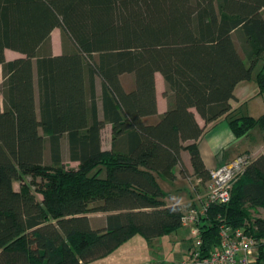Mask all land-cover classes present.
Returning <instances> with one entry per match:
<instances>
[{"label":"trees","instance_id":"16d2710c","mask_svg":"<svg viewBox=\"0 0 264 264\" xmlns=\"http://www.w3.org/2000/svg\"><path fill=\"white\" fill-rule=\"evenodd\" d=\"M263 9L264 0H0V264H85L136 234L149 241L181 228L185 210L165 202L157 176L173 180L178 167L187 177L186 150L205 185L197 140L222 115L236 136L258 126L264 139V113L229 115L235 86L259 62L264 92ZM6 48L21 56L7 60ZM157 71L168 106L149 122ZM106 123L110 149L101 147ZM63 136L76 166L64 161ZM252 207L264 208V153L198 221L203 255L218 245L220 224L244 226L258 239L254 264H264V218H251ZM92 212L107 213L102 226Z\"/></svg>","mask_w":264,"mask_h":264},{"label":"crops","instance_id":"0c3cea01","mask_svg":"<svg viewBox=\"0 0 264 264\" xmlns=\"http://www.w3.org/2000/svg\"><path fill=\"white\" fill-rule=\"evenodd\" d=\"M56 29L57 28H54L51 34ZM51 51L52 54H59L61 53V48H59L58 46H51ZM4 54L7 60L21 56L20 53H16L8 48L4 50ZM255 74L252 73V77L250 79L242 80L238 82L235 86L234 98L230 100L231 111L229 115L239 116L247 114L256 118L262 113H264V92H258V85L255 81ZM121 79L123 87L125 89H130L133 79L132 74L123 75ZM2 80V67L0 65V83ZM154 81L157 112L155 113V115L146 118V120L149 122L158 119L159 116L167 109L168 106L167 98L164 95L166 85L164 78L160 72L157 71L154 73ZM95 100L98 115L99 117H102L101 83L99 78L96 79ZM1 108L2 96L0 95V109ZM196 118L200 125H204V121L197 114ZM254 128L250 129L243 135L236 136L229 127L228 115H222L218 117L214 122L207 124L203 134L197 140L199 153L201 155L205 167L211 171L217 168L219 165L231 161L238 154L243 153L247 154L251 158H254L260 153H264L263 132L259 127L258 128L260 129V132L254 131ZM111 129L112 125L110 123H106L101 129V147L103 149L111 148ZM61 149L62 154H65L64 158L65 156L67 157V144L65 136H63V138L61 139ZM47 150L48 148L45 145V156L48 155ZM181 156L189 175L187 177H183L182 175H180L177 167L175 169L176 177L175 179L170 181L172 183H179L180 185L182 184V180L187 181L188 193H186L185 187L184 189L182 188V185H179L178 187L173 185L172 188L174 189V192L172 193L171 197H168L167 192L164 190V200L167 204H179L183 206L185 211H187L192 206L198 205L196 203L198 201L197 199H204L209 181L206 182L205 185H201L199 183V179L195 178L192 173V166L189 159V153L184 150L182 151ZM65 162H69V166L77 165V162L75 161L68 160ZM161 177L164 176H157V181L159 185V180L161 179ZM167 181L169 182V179ZM19 184V182L17 183V181H14L13 187L15 189H18ZM36 197L40 200L41 194L36 193ZM106 215L107 213L105 212L88 213L90 222L94 227L102 226L105 222ZM133 237L120 244L117 248H115L112 252L108 253L107 255L89 261L85 264H141L140 259H138V257L141 254L143 244L141 242L130 243V240Z\"/></svg>","mask_w":264,"mask_h":264},{"label":"built area","instance_id":"2783aa9c","mask_svg":"<svg viewBox=\"0 0 264 264\" xmlns=\"http://www.w3.org/2000/svg\"><path fill=\"white\" fill-rule=\"evenodd\" d=\"M249 162L247 154H238L231 161L210 171V179L204 199L200 204L184 212L182 226H190L194 236L191 248L180 264H253L257 256L258 239L244 226L232 228L219 226V243L208 255H203L197 223L205 215L209 203H225L229 200V189Z\"/></svg>","mask_w":264,"mask_h":264},{"label":"rangeland","instance_id":"374dc122","mask_svg":"<svg viewBox=\"0 0 264 264\" xmlns=\"http://www.w3.org/2000/svg\"><path fill=\"white\" fill-rule=\"evenodd\" d=\"M264 15V9L262 10ZM51 46H58L61 48V38L60 31L57 28L50 36ZM16 52V51H14ZM17 53V52H16ZM19 57V56H18ZM261 66L259 62L257 66L253 70V74H255L258 68ZM253 104V103H252ZM254 131L260 132L258 127L254 128ZM64 161H68V157L65 156ZM69 165V162H66ZM31 177L26 175L24 180L28 183ZM38 179V178H37ZM165 177H161L159 180L161 187L168 194V197L172 196L174 189L172 186H179V183H172L170 180L167 181ZM192 181V180H191ZM20 183L17 180V183ZM182 188H186V193H188V185L187 181H181ZM180 185V186H181ZM176 187V188H177ZM33 189V187H31ZM198 200V201H197ZM196 203L200 204L201 199H197ZM251 218L254 217H262L264 218V208L263 207H252L250 208ZM194 240V236L190 233V226H182L177 231L172 232L170 234L161 235L151 240H146L139 234H136L131 240L130 243L141 242L143 244L141 249V254L138 259H140L141 264H180V261L186 257L187 252L192 246ZM255 262V260H254ZM253 262V264H254Z\"/></svg>","mask_w":264,"mask_h":264}]
</instances>
